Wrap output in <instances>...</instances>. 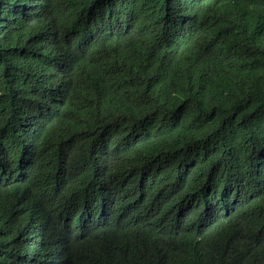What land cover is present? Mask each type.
I'll use <instances>...</instances> for the list:
<instances>
[{
    "label": "trees",
    "instance_id": "trees-1",
    "mask_svg": "<svg viewBox=\"0 0 264 264\" xmlns=\"http://www.w3.org/2000/svg\"><path fill=\"white\" fill-rule=\"evenodd\" d=\"M225 246L264 264V0H0V264Z\"/></svg>",
    "mask_w": 264,
    "mask_h": 264
},
{
    "label": "clouds",
    "instance_id": "clouds-1",
    "mask_svg": "<svg viewBox=\"0 0 264 264\" xmlns=\"http://www.w3.org/2000/svg\"><path fill=\"white\" fill-rule=\"evenodd\" d=\"M244 187H245V190L247 191V193L250 194L249 196L254 195V193L252 192V188L250 187V185L247 182H246V184L244 183ZM233 235L234 234H231L229 237H232ZM234 236H236V235H234ZM229 237H227L225 239V242ZM230 254H231V250L228 248V246L227 247L225 246V248H223V253H222V264H224V262L227 260V258L229 257Z\"/></svg>",
    "mask_w": 264,
    "mask_h": 264
}]
</instances>
